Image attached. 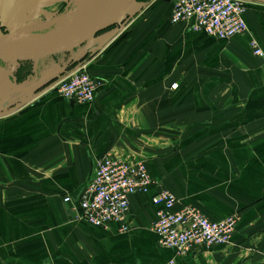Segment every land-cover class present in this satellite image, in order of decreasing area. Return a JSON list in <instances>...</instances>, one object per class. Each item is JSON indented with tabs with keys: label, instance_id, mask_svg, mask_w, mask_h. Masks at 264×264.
Here are the masks:
<instances>
[{
	"label": "crops",
	"instance_id": "0c3cea01",
	"mask_svg": "<svg viewBox=\"0 0 264 264\" xmlns=\"http://www.w3.org/2000/svg\"><path fill=\"white\" fill-rule=\"evenodd\" d=\"M30 1L49 16L76 0ZM246 2L248 31L222 39L172 23L168 0H125L122 22L81 47L16 63L14 84L16 66L0 73V264H264V59L249 45L264 49V0ZM65 60L101 82L93 102L52 87ZM110 151L144 162L154 180L131 195L127 231L74 215ZM161 187L177 207L236 215L230 243L185 256L160 246Z\"/></svg>",
	"mask_w": 264,
	"mask_h": 264
},
{
	"label": "built area",
	"instance_id": "2783aa9c",
	"mask_svg": "<svg viewBox=\"0 0 264 264\" xmlns=\"http://www.w3.org/2000/svg\"><path fill=\"white\" fill-rule=\"evenodd\" d=\"M168 1L171 3L170 21L187 23L195 31L230 39L249 29L246 0ZM249 45L254 56L264 59V49L256 38H252ZM100 83L85 64L78 63L55 80L52 87L64 98L91 103ZM94 167L93 176L83 189L78 204L73 205L75 217L103 227L121 222L120 230H129L131 225L127 221V213L131 195L147 192L154 182L146 164L127 161L116 151H110L97 157ZM71 200L70 195L64 197L65 202ZM152 202L157 207L152 230L157 235L158 244L174 249L178 256H185L196 249L228 244L235 232L236 215L213 220L196 206L177 207L179 198L168 188L161 187Z\"/></svg>",
	"mask_w": 264,
	"mask_h": 264
},
{
	"label": "water",
	"instance_id": "95a60500",
	"mask_svg": "<svg viewBox=\"0 0 264 264\" xmlns=\"http://www.w3.org/2000/svg\"><path fill=\"white\" fill-rule=\"evenodd\" d=\"M106 2L107 0H76L66 14L69 20L47 32L43 37L20 42H5L15 30L0 33V61L36 62L42 57L68 53L81 47L108 26L101 13V8ZM78 63L82 64V61ZM67 72L64 70L63 74ZM82 190L83 188L76 196Z\"/></svg>",
	"mask_w": 264,
	"mask_h": 264
},
{
	"label": "rangeland",
	"instance_id": "374dc122",
	"mask_svg": "<svg viewBox=\"0 0 264 264\" xmlns=\"http://www.w3.org/2000/svg\"><path fill=\"white\" fill-rule=\"evenodd\" d=\"M132 1V0H131ZM136 0H133L134 2ZM144 1V0H138ZM130 2V1H129ZM34 3L30 0H0V33L10 32L16 30L18 27L23 25H30L35 29V33L37 35L46 34L49 31L54 30L58 26H60L61 20L65 19L66 14L64 13V9H62L59 13L53 15H34ZM123 9V8H122ZM120 9L119 12L111 18V20L107 21L108 27H113L116 25L125 13V9ZM122 17V18H121ZM69 19V18H67ZM59 21V22H58ZM122 22V21H121ZM105 29V28H104ZM103 29V30H104ZM102 30V31H103ZM78 60H65L63 61V70L69 71L75 65L78 64ZM17 61L12 62H2L0 61V73H4L9 68L12 70L13 76L8 75L7 82L8 84L15 83V77H17V66H19ZM29 68L31 65H28Z\"/></svg>",
	"mask_w": 264,
	"mask_h": 264
},
{
	"label": "bare ground",
	"instance_id": "6f19581e",
	"mask_svg": "<svg viewBox=\"0 0 264 264\" xmlns=\"http://www.w3.org/2000/svg\"><path fill=\"white\" fill-rule=\"evenodd\" d=\"M125 0H107L104 6L101 8V13L103 14L104 20L109 21L113 16H115L119 12V8ZM128 3L131 0H127ZM65 17V19L61 20L60 25L66 23L69 19ZM59 22V21H58ZM35 29L30 25H23L18 27L15 32H13L5 42H20L30 39H35L39 37H43L46 34L37 35ZM81 103V102H80Z\"/></svg>",
	"mask_w": 264,
	"mask_h": 264
},
{
	"label": "trees",
	"instance_id": "16d2710c",
	"mask_svg": "<svg viewBox=\"0 0 264 264\" xmlns=\"http://www.w3.org/2000/svg\"><path fill=\"white\" fill-rule=\"evenodd\" d=\"M61 10H62V8H61ZM85 57H83V59H84ZM82 60V59H81Z\"/></svg>",
	"mask_w": 264,
	"mask_h": 264
}]
</instances>
